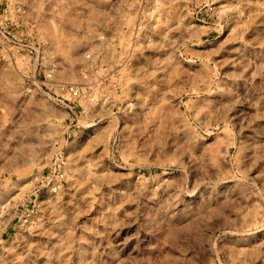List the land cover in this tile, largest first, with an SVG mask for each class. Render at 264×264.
I'll list each match as a JSON object with an SVG mask.
<instances>
[{"label":"rangeland","instance_id":"374dc122","mask_svg":"<svg viewBox=\"0 0 264 264\" xmlns=\"http://www.w3.org/2000/svg\"><path fill=\"white\" fill-rule=\"evenodd\" d=\"M0 264H264V0H0Z\"/></svg>","mask_w":264,"mask_h":264},{"label":"built area","instance_id":"2783aa9c","mask_svg":"<svg viewBox=\"0 0 264 264\" xmlns=\"http://www.w3.org/2000/svg\"><path fill=\"white\" fill-rule=\"evenodd\" d=\"M71 92L74 96H78L79 95V91L75 90L74 88H71Z\"/></svg>","mask_w":264,"mask_h":264}]
</instances>
